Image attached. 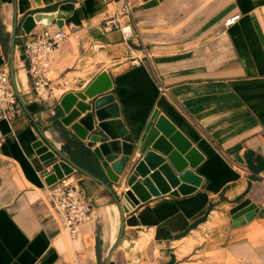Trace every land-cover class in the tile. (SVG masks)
Segmentation results:
<instances>
[{
	"label": "crops",
	"instance_id": "obj_1",
	"mask_svg": "<svg viewBox=\"0 0 264 264\" xmlns=\"http://www.w3.org/2000/svg\"><path fill=\"white\" fill-rule=\"evenodd\" d=\"M125 1L133 8L132 20L121 18L133 30L129 41L107 28ZM37 13L61 14L64 25L51 29L69 34L51 54L55 93L46 102L20 59L44 27L22 28ZM16 21L22 113L0 120V264H105L115 246L121 215L111 194L81 172L64 178L93 208L73 240L48 196L46 174L59 159L44 162L33 147L43 134L85 168L57 111L64 96L97 80L109 86L101 96L124 128L141 132L159 109L204 156L196 191L152 196L126 215L110 264H264V0H0V69L10 67Z\"/></svg>",
	"mask_w": 264,
	"mask_h": 264
},
{
	"label": "water",
	"instance_id": "obj_2",
	"mask_svg": "<svg viewBox=\"0 0 264 264\" xmlns=\"http://www.w3.org/2000/svg\"><path fill=\"white\" fill-rule=\"evenodd\" d=\"M62 19L59 13H37L27 17L22 28L29 33L36 23L51 26L54 22L62 27ZM18 30L19 23L16 21L12 31L9 70L13 88L22 101L16 76ZM20 59L25 61V55L22 54ZM108 88V85L97 80L83 93L64 96L57 111L63 126L62 135L75 138L72 152L85 168L78 165L66 151L54 146L43 134L42 139L33 146L42 155V161L59 159L53 165V173L46 174L49 185L78 171L96 180L113 197L121 215V232L105 264H110L123 240L126 214L152 196L160 197L167 193L173 196L188 195L196 191L202 178L194 170L204 160L192 142L173 122L160 114L159 109L154 111L141 132L133 133L124 128L123 122L117 119L116 109L111 106V98L101 96ZM88 99L92 101L87 103ZM86 112V116L79 118ZM155 170L157 172L152 173ZM124 185L128 186V190L121 196L114 187L122 189ZM172 188L177 190L171 192ZM247 205L248 202H245L232 211L235 219L239 217L237 213Z\"/></svg>",
	"mask_w": 264,
	"mask_h": 264
},
{
	"label": "built area",
	"instance_id": "obj_3",
	"mask_svg": "<svg viewBox=\"0 0 264 264\" xmlns=\"http://www.w3.org/2000/svg\"><path fill=\"white\" fill-rule=\"evenodd\" d=\"M122 17L130 20L133 18V8L126 1L121 7L120 14L107 22V28L120 29L124 39L129 41L134 33L131 25L121 24ZM240 17L236 15L228 18L224 27L227 29L233 26L240 20ZM222 33L223 31L220 32ZM68 36L69 34L63 29L52 30L51 26H44L24 45L23 54L26 57L27 72L37 99L46 102L55 93L50 79L51 54ZM157 82L160 90L166 92L160 81L157 80ZM21 113L22 105L13 88L9 67L5 66L0 69V120L10 122ZM48 196L53 209L61 218L64 230L73 240H76L81 225L92 217L93 208L90 198L79 185L65 179L49 186Z\"/></svg>",
	"mask_w": 264,
	"mask_h": 264
},
{
	"label": "bare ground",
	"instance_id": "obj_4",
	"mask_svg": "<svg viewBox=\"0 0 264 264\" xmlns=\"http://www.w3.org/2000/svg\"><path fill=\"white\" fill-rule=\"evenodd\" d=\"M45 1H46V0H45ZM151 236H152V234H151ZM139 240H140V239H139ZM136 243H137V241H136ZM154 249H155V248H154ZM181 253H182V252H181ZM181 253H180V254H181ZM181 255H183V254H181Z\"/></svg>",
	"mask_w": 264,
	"mask_h": 264
}]
</instances>
